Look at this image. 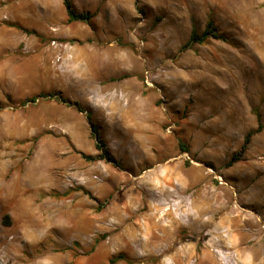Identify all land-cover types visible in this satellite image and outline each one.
Wrapping results in <instances>:
<instances>
[{
  "label": "rangeland",
  "instance_id": "rangeland-1",
  "mask_svg": "<svg viewBox=\"0 0 264 264\" xmlns=\"http://www.w3.org/2000/svg\"><path fill=\"white\" fill-rule=\"evenodd\" d=\"M71 1L0 0V264H264V0Z\"/></svg>",
  "mask_w": 264,
  "mask_h": 264
},
{
  "label": "trees",
  "instance_id": "trees-1",
  "mask_svg": "<svg viewBox=\"0 0 264 264\" xmlns=\"http://www.w3.org/2000/svg\"><path fill=\"white\" fill-rule=\"evenodd\" d=\"M64 6L66 8L67 11V15L70 21H82V22H91L92 19L94 18V14L91 13H79L77 12L72 4L71 0H63ZM209 38H214V39H221V40H225L224 37L222 35H219L215 25H214V21L213 19H209L208 23L205 27V30L202 34H199L198 32H196L195 30L192 31L191 36L189 38V41L187 42V44L184 46V48H188L191 47L194 44H203L205 43ZM42 98L44 99H53L55 98V96L53 94H44L41 95ZM37 100V98H32L31 100H27L25 103H29V102H35ZM59 100L63 103H67L64 99L59 98ZM2 109V107L0 106V110ZM77 109L79 111H81L80 107L77 106ZM83 112V111H81ZM90 114V113H88ZM262 128L261 123L259 124V128L258 131ZM92 131L93 134L96 135L97 134V129L94 127V125H92ZM252 134H249V137ZM96 140H97V149L101 150L103 152L104 157L106 156V150L102 147V144L100 142L99 136H96ZM109 158V159H108ZM107 159L109 161H111V157L109 156Z\"/></svg>",
  "mask_w": 264,
  "mask_h": 264
},
{
  "label": "bare ground",
  "instance_id": "bare-ground-1",
  "mask_svg": "<svg viewBox=\"0 0 264 264\" xmlns=\"http://www.w3.org/2000/svg\"><path fill=\"white\" fill-rule=\"evenodd\" d=\"M167 182V181H166ZM171 183L172 182H167V185L168 186H172L171 185ZM163 184V183H162ZM166 185V186H167ZM163 187V186H162ZM168 188V187H167ZM160 189H162V188H160ZM165 192V191H164ZM168 193H170L169 194V196H172V192H168ZM209 202V201H208ZM207 203V202H206ZM195 204V203H194ZM202 205V204H201ZM192 206H194V205H192ZM203 206V205H202ZM202 206H200L201 208H204V207H202ZM209 206V205H208ZM225 207V206H224ZM227 207V206H226ZM200 208V209H201ZM213 208V207H212ZM212 208H209L208 210H200L199 209V207H194L193 208V211L192 212H194V214L193 215H191V213L192 212H190L189 211V216L192 218V217H194L192 220L193 221H195L196 222V220H197V222L199 221V222H202L201 221V217H203L206 213H208V212H214L213 210H215V209H213L212 210ZM199 209V210H198ZM211 209V210H210ZM230 209V208H229ZM227 214H228V216H225V217H227L224 221H223V225H221V226H223V227H225V228H227V232H228V234H234L235 235V233H237V232H240V230H241V228H242V226L244 225V223H246L245 222V220H244V218L245 217H243V212L242 211H240V210H236L235 208L234 209H231V210H229V211H227ZM170 215V214H169ZM176 215V214H175ZM186 216V215H185ZM174 217H176V216H174L173 215V218L170 216L169 218H172L173 219V223H174V225H177V226H179L181 223L179 222V221H176L175 220V218ZM224 219V218H223ZM149 220H150V218H149ZM191 220V222H193ZM152 221V220H151ZM150 221V222H151ZM154 221V220H153ZM183 221H184V219H183ZM190 221V220H189ZM206 222H207V226L210 224V222L209 221H207L206 220ZM159 223V222H158ZM212 223V222H211ZM152 224H153V222H152ZM205 225V226H206ZM211 225V224H210ZM169 226V225H168ZM167 226V227H168ZM165 227V226H164ZM166 227V228H167ZM176 227V226H175ZM179 228V227H178ZM151 230V229H150ZM168 230V229H167ZM163 234V233H162ZM167 235V234H166ZM237 235V234H236ZM152 236H154V235H152ZM151 236V237H152ZM215 236V235H214ZM223 237L224 236H220L219 237V239H220V244H224L225 243V241H224V239H223ZM230 237V236H229ZM234 237V236H233ZM232 238V237H231ZM236 238V237H235ZM234 238V239H235ZM154 239V238H153ZM236 239H239V238H236ZM231 240V239H230ZM241 240V239H240ZM240 242V241H239ZM217 244V243H216ZM242 245V244H241ZM220 248V247H219ZM232 250V249H231ZM182 262V261H181ZM180 263V262H179ZM181 264V263H180ZM226 264V263H225Z\"/></svg>",
  "mask_w": 264,
  "mask_h": 264
}]
</instances>
